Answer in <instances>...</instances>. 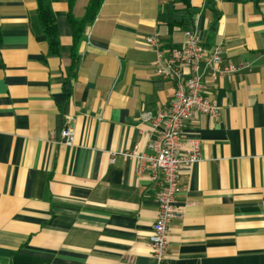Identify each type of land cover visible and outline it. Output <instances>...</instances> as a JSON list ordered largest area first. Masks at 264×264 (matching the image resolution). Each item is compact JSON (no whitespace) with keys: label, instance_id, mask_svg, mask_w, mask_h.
Returning a JSON list of instances; mask_svg holds the SVG:
<instances>
[{"label":"crops","instance_id":"0c3cea01","mask_svg":"<svg viewBox=\"0 0 264 264\" xmlns=\"http://www.w3.org/2000/svg\"><path fill=\"white\" fill-rule=\"evenodd\" d=\"M47 2L57 53L38 0H0V264H264V0H103L78 38L71 18L91 0ZM171 2L173 26L160 19ZM188 28L222 47L224 65L251 68L206 76L221 112L186 123L182 150L195 137L202 156L156 259L159 185L124 152L148 151V112L174 99L146 37L169 53Z\"/></svg>","mask_w":264,"mask_h":264},{"label":"built area","instance_id":"2783aa9c","mask_svg":"<svg viewBox=\"0 0 264 264\" xmlns=\"http://www.w3.org/2000/svg\"><path fill=\"white\" fill-rule=\"evenodd\" d=\"M184 38L182 47L165 53L159 33L146 37L147 45L157 54L156 73L174 83V99L168 107L148 112L152 126L148 151L132 149L124 152L126 157L137 161L138 173H149L151 180L159 185L158 214L149 239V247L156 259H163L168 254L170 224L183 214L177 203L183 174L202 156L200 140L195 137L188 138V145L182 150L186 123L196 113L218 117L221 112V107L208 96L206 76L223 74L233 79L240 70L251 68L249 63L224 65L222 47L217 45L207 49L195 28L185 29ZM61 137L65 143L72 144L74 129L66 126L61 130ZM51 138H54L53 134Z\"/></svg>","mask_w":264,"mask_h":264},{"label":"trees","instance_id":"16d2710c","mask_svg":"<svg viewBox=\"0 0 264 264\" xmlns=\"http://www.w3.org/2000/svg\"><path fill=\"white\" fill-rule=\"evenodd\" d=\"M186 4H189V0H183ZM210 3L213 0H208ZM103 0H91L90 4L87 7L86 15L83 19L78 20L75 18H71V21L74 26V34L76 38L80 34V31L84 29L86 24L90 22V20L94 19L98 9L100 8ZM168 9L166 12L160 13V19L170 23L171 26L176 23V15L174 14V4L173 2L168 4ZM38 18L41 25L44 28V31L49 40V44L51 46V50L54 53H57L59 50V32L56 23L55 15L50 8L47 0H38V10H37ZM77 40V39H76ZM75 54V53H74ZM79 56L75 55L74 65L78 66Z\"/></svg>","mask_w":264,"mask_h":264}]
</instances>
